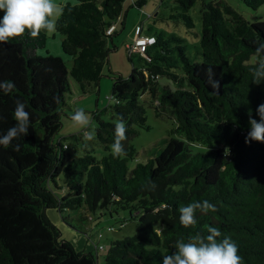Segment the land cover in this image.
Here are the masks:
<instances>
[{"label":"trees","instance_id":"1","mask_svg":"<svg viewBox=\"0 0 264 264\" xmlns=\"http://www.w3.org/2000/svg\"><path fill=\"white\" fill-rule=\"evenodd\" d=\"M125 1L61 5L55 32L71 57L69 69L61 57L36 52L45 44L43 31L37 38L25 32L0 44V82L15 85L10 92L0 90V135L15 124L16 100L30 114L27 135L7 148L0 145V264H161L176 240L187 241L197 232L206 235L208 226L221 231L218 239L228 236L236 243L243 264H264V142L245 143L249 112L259 120L256 108L264 103V82L253 84L249 70L255 48L264 43L263 22L246 20L224 0H170L169 17L198 37L200 59L194 61L174 46L159 54L162 62L145 53L150 60L146 67H133L127 77L111 76L112 120L93 113L101 155L83 140L81 154H72L63 138L56 137L66 98L98 88L108 54L115 49V20ZM197 1L199 32L189 13ZM241 1L250 9L264 4ZM144 3L136 0L132 6ZM173 50L176 56L168 54ZM208 68L219 81V94L207 83ZM145 105L157 117H170L173 126L154 144L157 153L143 150L145 159L138 161L130 140L149 129ZM121 117L127 129L122 142L126 155L114 157V127ZM17 144L19 150H14ZM131 161H136L133 167ZM204 200L216 210H197V223L183 226L180 207ZM47 209L85 235L88 221L96 225L103 215L127 211L136 221L135 231L108 239L100 260L102 243L88 251L76 249ZM101 236L98 231L97 238Z\"/></svg>","mask_w":264,"mask_h":264},{"label":"rangeland","instance_id":"2","mask_svg":"<svg viewBox=\"0 0 264 264\" xmlns=\"http://www.w3.org/2000/svg\"><path fill=\"white\" fill-rule=\"evenodd\" d=\"M136 0H126L123 4V10L118 19L115 20V35H113V43L115 49H112L108 54V63L102 69V77L99 81L98 88L78 95H70L66 98L67 107L63 109L60 120L61 127L58 130L56 137L63 138L62 142L69 147L68 150L72 154H81V142L84 140V135L87 132L94 134L97 126L96 120L93 118V113H98L104 120H112V106L115 101L111 95L112 79L111 76L127 77L132 68L146 67L150 60L145 55L149 54L154 57L156 62H162L159 54H166L165 48H173L180 46L184 52L192 60L198 61L199 54V39L195 35L188 33L181 20H176L169 17L173 3L170 0H145L141 8L132 6ZM235 8L246 20L250 22L264 23V4L259 5L255 9H250L241 0H224ZM73 2V0H71ZM200 2L197 1L189 10V13L194 21L196 31L201 29L200 18ZM153 35L156 39L154 44L147 47L145 53L134 51L129 54L126 50V44H133L137 35ZM46 39L43 47L37 49V53L45 55L48 51L50 54L57 56L59 53L65 62L67 69L70 68L71 57L64 54L61 48L62 36L59 33H45ZM112 47V45H110ZM176 56L175 50L168 54ZM60 57V56H59ZM252 60V59H251ZM69 78V77H68ZM72 90H75L76 83L69 78ZM147 99V97H146ZM77 108H83L90 115V124L87 128H80L72 120L71 116ZM147 125L149 129L140 130L138 135H135L130 142L138 151V161L145 159L143 150L151 153H157L154 144L173 126L172 119L167 116L157 117L154 108L150 105H145ZM95 147L96 154L101 155V147L94 138L92 141H85ZM136 161L129 162L133 167ZM69 213V211H68ZM46 214L60 229L62 236L69 239L78 250L88 251L94 248L95 243H102L103 249L98 251L99 259L102 260L109 244L110 239H118L132 235L135 231L136 221L131 220L127 211H120L118 215L113 217H100V221L94 225V222L88 221V235L76 232L66 226L62 220L61 214L56 210L47 209ZM64 213L62 216H65ZM126 220L124 225H119V221ZM112 225L114 230H109ZM98 231L102 233L100 238H97ZM109 239V240H108Z\"/></svg>","mask_w":264,"mask_h":264},{"label":"clouds","instance_id":"3","mask_svg":"<svg viewBox=\"0 0 264 264\" xmlns=\"http://www.w3.org/2000/svg\"><path fill=\"white\" fill-rule=\"evenodd\" d=\"M0 44L7 43L10 39L23 36L27 32L32 38H37L44 31L54 33L57 30V20L63 14V8L56 0H0ZM252 74V83L264 82V43L255 48V58L249 68ZM207 83L214 94H219V81L213 79L215 73L212 68L206 69ZM15 87L11 81L0 82V90L10 92ZM59 102L58 98H55ZM259 120L252 117L249 112V131L245 136V143L249 141L264 142V103L256 108ZM15 124L6 133L0 135V145L9 147L12 141L20 136H25L29 130L30 114L25 110V104L15 101ZM71 120L80 128H87L90 124V115L83 108H77ZM126 125L121 117L114 127V142L111 145V154L114 157L126 155L123 141L126 137ZM92 132L84 135L85 141L94 139ZM19 150V145L14 146ZM154 187V185H151ZM166 207V206H165ZM202 213L215 211V205L207 200L195 201L179 209L180 223L190 227L197 223L196 211ZM206 235L197 232L187 238L176 240L171 254L162 256L161 264H243L242 257L238 254V246L228 236H222L221 231L212 226L206 228Z\"/></svg>","mask_w":264,"mask_h":264},{"label":"built area","instance_id":"4","mask_svg":"<svg viewBox=\"0 0 264 264\" xmlns=\"http://www.w3.org/2000/svg\"><path fill=\"white\" fill-rule=\"evenodd\" d=\"M114 25H112L108 29V33L113 29ZM155 37L153 35H137L135 37L134 43L133 44H127L125 45L126 50L129 54H131L134 51H138L141 53H145L146 47L150 44L155 43ZM66 147V145H64Z\"/></svg>","mask_w":264,"mask_h":264},{"label":"crops","instance_id":"5","mask_svg":"<svg viewBox=\"0 0 264 264\" xmlns=\"http://www.w3.org/2000/svg\"><path fill=\"white\" fill-rule=\"evenodd\" d=\"M70 2H71V0H56V3H58L60 6L65 4V3H70ZM0 15H2V14H0ZM115 30H116V27H115ZM44 33H46V32H44ZM57 56L58 57L60 56L62 58V56L59 53H57Z\"/></svg>","mask_w":264,"mask_h":264}]
</instances>
